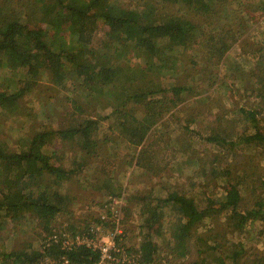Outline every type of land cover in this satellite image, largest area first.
<instances>
[{"label":"rangeland","instance_id":"rangeland-1","mask_svg":"<svg viewBox=\"0 0 264 264\" xmlns=\"http://www.w3.org/2000/svg\"><path fill=\"white\" fill-rule=\"evenodd\" d=\"M113 1L125 8L126 16L132 8L153 4L157 18L181 15L201 20L202 23L206 22L211 36L218 28L221 36L234 44L224 56L219 57L205 46L202 38L192 39L170 64L169 70L150 71L146 60L148 44L124 54L120 50L111 53L113 44L109 26L99 23L91 43L94 52L89 59L97 51L99 56L96 59L100 65L107 63V54L110 53L114 61H119L118 75L113 74L107 80L112 82L105 90L89 88L91 81L58 86L52 81L50 69L44 63L39 64L38 75L33 79L36 85L20 100V106L16 110L0 107V142L15 151L28 144L29 138L39 129H67L77 122L97 121L99 125L94 132L97 146L95 149H83L71 144L58 149V156L61 157L59 164L75 171L73 178L60 186V190L71 198L70 213L58 215L47 226L41 225L33 213L4 215L0 221V242L7 249L37 247L54 229L65 228L73 232L85 229L81 225L83 221L87 224L88 219L84 216L92 211V206L97 207L99 202L119 195L126 200L122 214V226L124 231H128L124 247L134 250L142 241L138 198L149 192L155 196L162 193L170 197L176 194L199 197V192H192L193 183L206 181L210 182L207 198L210 201L223 198L222 189L210 178L209 166L205 167V162L215 163L217 157L220 160L219 168H228L233 177L239 179L249 205H253L258 198L264 199L263 148L249 146L246 155L232 162L230 158L235 152L213 146L204 139L226 128L253 133V125L246 124L242 115L234 114L242 106L256 113V129L264 132V101L253 92H248V95L244 93V86L251 85V74L259 72L264 66V9L254 4H246L242 8L239 0H226V6L218 7L219 14L206 21V16H198L183 3ZM7 4L22 8L29 28H44L51 21V12L46 4H36L35 0H0V6ZM61 41L69 50L81 48V44L72 40L68 31L62 33ZM7 63L0 60V89L15 92L27 80L25 73L19 69L24 63L22 58L14 56H9ZM129 72L136 74L139 82L128 78ZM166 74L178 86L193 83L194 93L177 106L169 108L145 141L139 146L134 145L129 140V132L123 130L117 117L126 111L141 119L148 98L142 96L136 101L139 87L161 80ZM125 88L128 90L125 91ZM2 163L0 161V166ZM30 167L35 169L36 163L31 162ZM178 212L175 208L171 218H190L188 209L183 210L182 216ZM190 227L199 228L198 224L190 225L188 229ZM206 227L201 226L198 231L203 235L209 233L219 248L231 247L229 242L237 241L244 246L248 256L252 257L257 252L264 255V225L260 222L249 223L247 230L239 231L232 229L224 219L217 218L210 225L212 231ZM153 233L158 236L156 242L159 251L157 260L151 264H190V260L197 257L195 252L189 256H177L179 253L173 250L171 240L162 237L165 234L163 223L156 225ZM127 253L133 256L131 251Z\"/></svg>","mask_w":264,"mask_h":264},{"label":"trees","instance_id":"trees-1","mask_svg":"<svg viewBox=\"0 0 264 264\" xmlns=\"http://www.w3.org/2000/svg\"><path fill=\"white\" fill-rule=\"evenodd\" d=\"M160 1L163 4H186L198 16H206V21L214 14H219L218 7L227 5L226 0ZM35 3L48 5L51 12V21L44 28L27 27L22 8H14L8 4L0 6V60L8 64L9 56L22 58L24 65L19 69L27 76L25 84L18 86L15 92L0 89V107L7 110H16L20 106V100L34 89L36 81L33 79L38 75L41 63L50 69L52 81L58 86L91 81L89 88L105 90L112 82L107 80L117 74L119 61L111 58L113 51L120 50L124 54L148 44L147 68L161 72L169 70L170 64L181 55L192 39L202 38L205 46L219 57L224 56L234 44L233 41L227 42L218 28L213 31L215 35L211 36V30L201 20L181 15L157 18V10L153 4L132 8L126 16L125 8L113 0H35ZM246 4L264 9V0H239L242 8ZM99 23L109 26L110 41L113 44L105 65L97 63V51L89 59L94 52L91 43ZM67 31L72 40L81 44L80 50L65 47L61 35ZM132 75L134 76L131 77ZM251 75V85L244 86V93L248 95V92H253L258 99L264 101V66ZM128 78L139 82L134 73H130ZM128 88L131 90L132 87L129 85ZM128 88L124 90L127 91ZM139 88L140 91H135H139L136 101L142 96L148 98L143 117L138 119L126 111L120 113L121 117H117L123 130L129 132V140L137 146L145 141L148 133L162 120L169 108L177 106L194 93L193 83L178 86L167 74L163 79L151 81L146 87ZM234 114L242 115L246 124L253 125L254 132L226 128L216 135L204 137L213 146L235 152L230 158L232 162L238 161L239 156L246 155L249 146L264 150V132L256 129V113L242 106ZM98 125L97 121H89L77 122L67 129H39L29 138L28 144L15 151L10 150L6 143L0 142V161L3 162L0 166V221L4 215L16 216L26 212L35 214L40 224L47 226L58 215L70 213L71 198L60 190V186L72 179L75 171L59 164L61 157L58 156V149L71 144L83 149H95L97 142L94 132ZM218 161L205 162V167L209 166L210 178L222 189L224 196L219 201L207 198L209 181L193 183L192 192H199V197L191 194L170 197L162 193L155 196L153 192H149L138 198L141 217L139 233L142 241L134 250L125 247L134 257L136 252L140 255L138 264H151L157 260L159 244L153 228L161 223L165 233L162 237L171 240L173 250L179 253L177 256L196 253L197 257L190 260V264H206L207 261L210 264H264V255L257 252L252 257L248 256L244 246L237 241L229 242L231 247L219 248L209 233L203 235L198 231L201 226H207L212 231L210 225L217 218L224 219L232 229L239 231L247 230L249 223L260 222L264 225V199L258 198L253 205H249L242 193L239 179L233 177L228 168H219ZM31 162L36 163L35 169H31ZM175 208L181 216L183 210L188 209L190 218H171ZM197 224L199 228L188 229L190 225ZM86 226L83 221L81 227ZM126 231L127 229L125 233ZM45 240L37 247L18 250L7 249L0 242V264H40L45 256L62 253L57 244L45 246ZM69 256L80 264H93L99 260L100 252L81 246L69 252Z\"/></svg>","mask_w":264,"mask_h":264},{"label":"built area","instance_id":"built-area-1","mask_svg":"<svg viewBox=\"0 0 264 264\" xmlns=\"http://www.w3.org/2000/svg\"><path fill=\"white\" fill-rule=\"evenodd\" d=\"M124 205L126 200L123 196L111 197L99 202L97 207L92 206V211L84 216L88 219L85 229L74 232L65 228L54 229L47 237L45 246L57 244L62 253L45 256L42 264H80L69 256V252L81 246L100 252L99 260L93 264H138L140 255L133 257L124 247L127 239L122 226Z\"/></svg>","mask_w":264,"mask_h":264}]
</instances>
